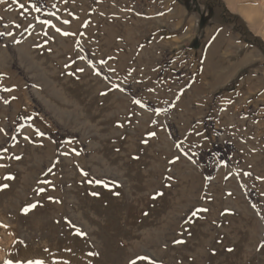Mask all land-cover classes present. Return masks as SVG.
<instances>
[{
    "label": "rangeland",
    "instance_id": "374dc122",
    "mask_svg": "<svg viewBox=\"0 0 264 264\" xmlns=\"http://www.w3.org/2000/svg\"><path fill=\"white\" fill-rule=\"evenodd\" d=\"M0 32V264H264V0H0Z\"/></svg>",
    "mask_w": 264,
    "mask_h": 264
},
{
    "label": "snow or ice",
    "instance_id": "6c2138e0",
    "mask_svg": "<svg viewBox=\"0 0 264 264\" xmlns=\"http://www.w3.org/2000/svg\"><path fill=\"white\" fill-rule=\"evenodd\" d=\"M20 7H21V8H24L25 6H24L23 3H21ZM32 7H33V9H34L36 12H40V11H41V8H40L37 4H33ZM41 23H42V24H49L50 22L47 21V20H44V21H41ZM63 23H64V24H68V23H70V22H69L68 20H64ZM86 26H87V25H85V27H86ZM52 27H55V25H52ZM56 31H57V32H60V33H61L62 35H64V36L74 35L73 33L64 32V31H62L60 28H56ZM46 34H47V33H45V35H46ZM0 35H4V33L0 32ZM79 71H83V69H79ZM96 74H97V75H100L101 73H100L99 71H97ZM135 103L140 104V101L137 100V101H135ZM40 135L42 136L43 133H40ZM149 135L154 137L156 134H155V132H152V133H149ZM5 151H7V150L5 149ZM15 158H16V159H20V157H15ZM0 159H2V157H0ZM177 159H178V158H177ZM0 167H3V165H0ZM11 178H12V177H6V179H11ZM40 191H43V190L41 189ZM25 211H27V209H25ZM193 215H195V213H193ZM0 227H7V226H6V225H3V224H0ZM142 259H146V258H142ZM5 264H13V262H12L11 260H7V261H5ZM29 264H33V262H29ZM34 264H44V262H43V261H35ZM133 264H135V261H133Z\"/></svg>",
    "mask_w": 264,
    "mask_h": 264
},
{
    "label": "trees",
    "instance_id": "16d2710c",
    "mask_svg": "<svg viewBox=\"0 0 264 264\" xmlns=\"http://www.w3.org/2000/svg\"><path fill=\"white\" fill-rule=\"evenodd\" d=\"M183 1H185V3L188 4V0H183ZM206 21H207L206 17L201 16V18H200V27L201 28H203L205 26Z\"/></svg>",
    "mask_w": 264,
    "mask_h": 264
},
{
    "label": "bare ground",
    "instance_id": "6f19581e",
    "mask_svg": "<svg viewBox=\"0 0 264 264\" xmlns=\"http://www.w3.org/2000/svg\"><path fill=\"white\" fill-rule=\"evenodd\" d=\"M52 256V255H51ZM67 257V256H66ZM50 261V260H49ZM65 263V262H64ZM50 264H51V261H50Z\"/></svg>",
    "mask_w": 264,
    "mask_h": 264
}]
</instances>
